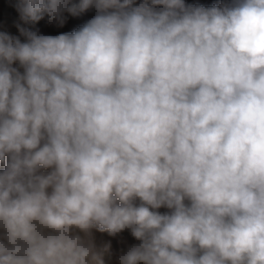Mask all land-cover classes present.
Returning a JSON list of instances; mask_svg holds the SVG:
<instances>
[{
	"label": "clouds",
	"instance_id": "1",
	"mask_svg": "<svg viewBox=\"0 0 264 264\" xmlns=\"http://www.w3.org/2000/svg\"><path fill=\"white\" fill-rule=\"evenodd\" d=\"M15 6L96 14L0 31V264H264V0Z\"/></svg>",
	"mask_w": 264,
	"mask_h": 264
},
{
	"label": "rangeland",
	"instance_id": "2",
	"mask_svg": "<svg viewBox=\"0 0 264 264\" xmlns=\"http://www.w3.org/2000/svg\"><path fill=\"white\" fill-rule=\"evenodd\" d=\"M73 3L79 4L80 0H73ZM186 3L200 4L205 7H209L213 4H220L221 0H186ZM95 14L96 13L94 9H88L76 16L66 13L65 15L67 16V20L63 27H56L54 24H49L47 22V17L38 22L28 21L25 23L20 19V15H11L8 17V23L11 29L8 33L10 35L19 37L21 42H26V38L20 34L17 25L32 31L39 29V34L42 35L55 36L61 33H71L84 25L88 20L93 18ZM13 66L19 68L18 62ZM20 71H23V69H20ZM0 170H2V166H0ZM137 203H139V201H137ZM159 211L163 213L167 212L168 209L161 208ZM92 231L95 243L97 244L98 248L103 250L104 264H117V258L122 252H126L130 246L139 243V241H137L131 235L130 230L127 229L115 236H111L107 232H99L95 229ZM106 245H110V247H107V249L104 250Z\"/></svg>",
	"mask_w": 264,
	"mask_h": 264
},
{
	"label": "crops",
	"instance_id": "3",
	"mask_svg": "<svg viewBox=\"0 0 264 264\" xmlns=\"http://www.w3.org/2000/svg\"><path fill=\"white\" fill-rule=\"evenodd\" d=\"M15 5L16 0H0V31L10 32L8 17L20 15Z\"/></svg>",
	"mask_w": 264,
	"mask_h": 264
}]
</instances>
